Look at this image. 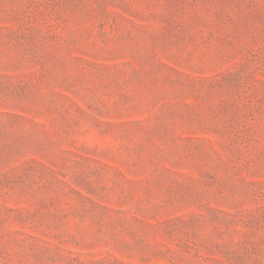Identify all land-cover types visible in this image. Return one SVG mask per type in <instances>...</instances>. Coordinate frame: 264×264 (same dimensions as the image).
<instances>
[{"label":"rangeland","instance_id":"obj_1","mask_svg":"<svg viewBox=\"0 0 264 264\" xmlns=\"http://www.w3.org/2000/svg\"><path fill=\"white\" fill-rule=\"evenodd\" d=\"M0 264H264V0H0Z\"/></svg>","mask_w":264,"mask_h":264}]
</instances>
